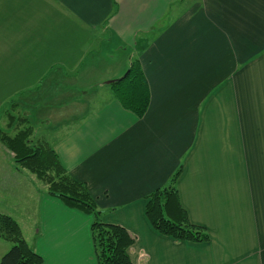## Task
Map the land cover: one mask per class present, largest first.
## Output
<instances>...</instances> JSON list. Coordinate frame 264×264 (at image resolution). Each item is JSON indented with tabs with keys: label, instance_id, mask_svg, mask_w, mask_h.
<instances>
[{
	"label": "crops",
	"instance_id": "0c3cea01",
	"mask_svg": "<svg viewBox=\"0 0 264 264\" xmlns=\"http://www.w3.org/2000/svg\"><path fill=\"white\" fill-rule=\"evenodd\" d=\"M176 2L0 0V63L14 62L0 66V94L38 93L32 105L57 131L76 119L51 143L100 219L133 235L134 264H264V0ZM104 31L125 49L117 60ZM136 56L150 87L141 118L108 88ZM5 168L0 189L14 198L0 212L21 224L43 264H97L94 216L49 195L12 157ZM179 168L180 201L207 242L165 235L146 215L149 195Z\"/></svg>",
	"mask_w": 264,
	"mask_h": 264
},
{
	"label": "trees",
	"instance_id": "16d2710c",
	"mask_svg": "<svg viewBox=\"0 0 264 264\" xmlns=\"http://www.w3.org/2000/svg\"><path fill=\"white\" fill-rule=\"evenodd\" d=\"M109 88L112 96L136 116L141 118L148 111L150 87L137 56L123 75L109 82ZM31 135L29 125L16 135L0 129V142L14 153L17 168L35 174L49 195L71 209L94 216L91 234L97 264H134L129 253L135 241L133 235L121 224L103 222L95 197L83 181L67 171L54 144L45 137L35 139ZM180 171L181 168L168 185L149 195L146 215L153 227L165 235L182 241L207 242L210 240L208 229L193 223L180 201L176 184ZM0 237L12 243L0 264H43V257L27 241L21 224L4 212H0Z\"/></svg>",
	"mask_w": 264,
	"mask_h": 264
},
{
	"label": "rangeland",
	"instance_id": "374dc122",
	"mask_svg": "<svg viewBox=\"0 0 264 264\" xmlns=\"http://www.w3.org/2000/svg\"><path fill=\"white\" fill-rule=\"evenodd\" d=\"M188 1L189 0H185L184 2H176V5L178 8H176L177 10L186 8L188 6ZM174 9V8H172ZM102 28H105L104 26H102ZM104 39V41L106 42V52L108 54H110V56L112 57V60H114L116 58V60L123 56L125 54V49H120V46L116 47L111 44V40H110V32L109 31H104V32H100V34H98V38H102ZM113 40H116L115 38ZM117 41V40H116ZM100 48H102L101 45H99ZM113 54V55H111ZM6 62H4L3 64L0 63V66L5 67V66H13L12 61L4 59ZM103 71V68L99 71V73ZM11 76V74H10ZM7 81H11L10 79H8ZM88 81V80H86ZM99 81V80H98ZM37 83H39V81H37ZM91 83H96L95 78H93ZM62 83L58 84V87L61 88ZM28 88V86H27ZM107 88V87H106ZM108 88H109V84H108ZM30 89V88H29ZM27 89L24 90V92ZM38 90V89H37ZM106 90V89H105ZM31 90H28L26 93L24 92H19L18 94H10V95H5V94H0V129L2 131H4L5 133H8L9 135H16L18 132H20L21 130H23L24 128H26V126H30L32 128V135L31 137H35L39 138V137H47L50 142L56 139H59L62 135H64L65 133H67L72 127H74L76 125V119L73 120L71 122V124L63 126L62 129L60 130H54L50 127H47L46 124H42L45 123V121H40L42 119V115L44 116H48V110H46V108L43 109H39V105H32V102H34V100L39 101L40 98L38 95V93H30ZM107 91V90H106ZM46 99V96H45ZM58 106H60V104H57ZM10 113L11 116H8ZM30 113V114H29ZM13 115V116H12ZM31 115V117H30ZM35 116V118L37 120H35V118L33 117ZM82 116L78 117V121H81L83 118H81ZM40 121V122H39ZM44 125V126H43ZM13 158L14 160V153L8 149L4 144H2L0 142V169L2 170H6L5 166L8 167L10 158ZM2 166V168H1ZM27 174H29V176H31V172L30 171H26ZM2 176V175H1ZM5 176V174L3 175ZM24 176V175H23ZM34 183H36L38 186H44L43 188L45 189L46 186L44 185L43 182H41L36 175L34 174ZM25 177V176H24ZM6 178V176H5ZM22 178L23 177H19V182H22ZM18 180V178H17ZM4 180L0 179V183L1 185L3 184ZM6 182H14L13 178H11L9 180V178H7ZM17 182V181H16ZM27 182V180L25 181ZM14 184V183H13ZM0 185V186H1ZM9 189H0V211H10L8 208V210H5V207H9L11 202H12V198L13 195H11V192H8ZM11 190V189H10ZM13 190L16 189L13 188ZM14 213V212H12ZM35 214L37 216L36 210H35ZM17 215V214H16ZM31 224H28L29 227ZM24 227H27V224H23ZM0 242H8V241H3V239H0ZM30 245L32 244L31 242H29ZM8 246H11L12 243L8 242L7 243ZM9 249V248H8ZM7 249V250H8ZM6 253V248L2 246H0V261L3 257V255H5Z\"/></svg>",
	"mask_w": 264,
	"mask_h": 264
}]
</instances>
